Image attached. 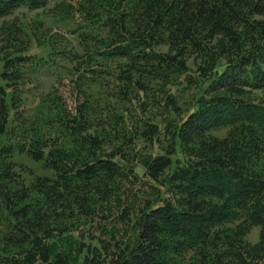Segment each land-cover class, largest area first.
I'll list each match as a JSON object with an SVG mask.
<instances>
[{
    "label": "trees",
    "instance_id": "trees-1",
    "mask_svg": "<svg viewBox=\"0 0 264 264\" xmlns=\"http://www.w3.org/2000/svg\"><path fill=\"white\" fill-rule=\"evenodd\" d=\"M47 8L79 50L30 110ZM2 137L0 264H264V0H0Z\"/></svg>",
    "mask_w": 264,
    "mask_h": 264
},
{
    "label": "rangeland",
    "instance_id": "rangeland-1",
    "mask_svg": "<svg viewBox=\"0 0 264 264\" xmlns=\"http://www.w3.org/2000/svg\"><path fill=\"white\" fill-rule=\"evenodd\" d=\"M17 20L26 26H32L42 22V24L38 25L42 26L39 31V36L35 42L32 43V47L30 50H34L33 54L36 56V59L41 62L39 66L33 69L32 73L29 75V86L28 92L27 90L24 91L22 97L25 98L30 105V110L39 109L41 108V101L46 97V95L50 92L54 83L56 81H61L62 79H68V75L66 73L65 68H69L71 65L67 61V59L63 58L62 56L65 53L60 54L56 53L57 50L60 52H67L69 50H79L77 47V35H64L62 39L58 36L61 34H66L67 31L76 28V24L73 23V19L71 20L62 17V15H58L52 9H43L35 12L28 11L26 9H21L17 11L14 15ZM50 37V38H48ZM49 40H59L57 45H55V49L51 50L50 46L48 45ZM37 47V49H34ZM47 58L54 59V65H44V61ZM62 78V79H61ZM186 100L181 99L180 105L185 108ZM4 137L0 139V147L3 145ZM16 160L30 166L33 170L36 171L38 175H50L51 172L44 170L43 165L41 163H35L33 161L28 160L25 157L17 156ZM249 239L252 242H256L259 239V228H255L252 230L251 234L249 235Z\"/></svg>",
    "mask_w": 264,
    "mask_h": 264
}]
</instances>
